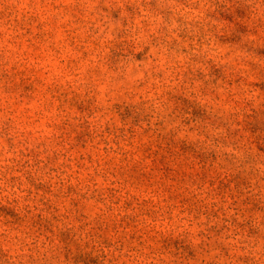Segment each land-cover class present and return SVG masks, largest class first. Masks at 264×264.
<instances>
[{
	"label": "rangeland",
	"instance_id": "1",
	"mask_svg": "<svg viewBox=\"0 0 264 264\" xmlns=\"http://www.w3.org/2000/svg\"><path fill=\"white\" fill-rule=\"evenodd\" d=\"M0 264H264V0H0Z\"/></svg>",
	"mask_w": 264,
	"mask_h": 264
}]
</instances>
